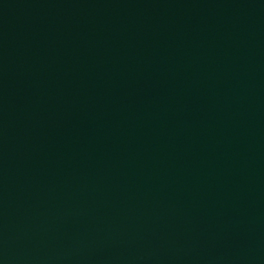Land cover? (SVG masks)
Returning a JSON list of instances; mask_svg holds the SVG:
<instances>
[{
	"label": "water",
	"instance_id": "95a60500",
	"mask_svg": "<svg viewBox=\"0 0 264 264\" xmlns=\"http://www.w3.org/2000/svg\"><path fill=\"white\" fill-rule=\"evenodd\" d=\"M0 264H264V0H0Z\"/></svg>",
	"mask_w": 264,
	"mask_h": 264
}]
</instances>
